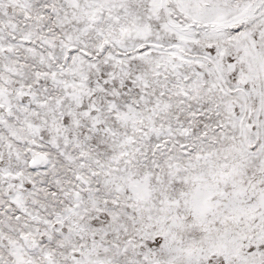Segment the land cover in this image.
Listing matches in <instances>:
<instances>
[{"label":"snow or ice","instance_id":"obj_1","mask_svg":"<svg viewBox=\"0 0 264 264\" xmlns=\"http://www.w3.org/2000/svg\"><path fill=\"white\" fill-rule=\"evenodd\" d=\"M0 264H264V0H0Z\"/></svg>","mask_w":264,"mask_h":264}]
</instances>
